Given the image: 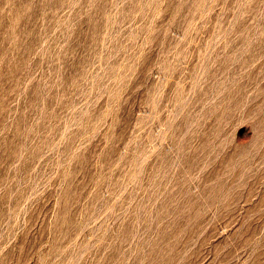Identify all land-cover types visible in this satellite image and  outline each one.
<instances>
[{"label": "rangeland", "instance_id": "1", "mask_svg": "<svg viewBox=\"0 0 264 264\" xmlns=\"http://www.w3.org/2000/svg\"><path fill=\"white\" fill-rule=\"evenodd\" d=\"M0 264H264V0H0Z\"/></svg>", "mask_w": 264, "mask_h": 264}]
</instances>
